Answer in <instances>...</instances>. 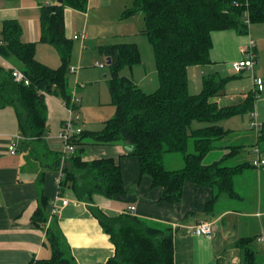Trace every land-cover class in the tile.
<instances>
[{
	"label": "trees",
	"instance_id": "trees-1",
	"mask_svg": "<svg viewBox=\"0 0 264 264\" xmlns=\"http://www.w3.org/2000/svg\"><path fill=\"white\" fill-rule=\"evenodd\" d=\"M67 7L86 11L88 0H63L62 3L56 0L40 6L39 41L57 49L61 59L57 68L37 59V42L22 39L23 27L18 19L3 21L0 55L7 60H21L24 63L21 71L29 84L17 81L13 68L0 64V109L8 106L15 109L23 150H27L32 159L43 161L45 171L61 172L58 194L66 198L70 194L74 199L87 202L91 213L109 235L115 253L97 264H175L171 225H151L128 212L110 216L94 204L95 195L112 199L126 194V185L120 159L88 160L89 145L123 144V156L137 158L141 174L151 178L152 187L162 188L161 201L181 202L187 182L212 189L213 196L205 205L207 212L222 194L235 195V176L252 164L226 166L222 164L223 158L211 163L203 160L215 149L231 148L229 155L238 152L237 146H225L229 130L220 122L253 111L255 93L249 92L243 103L221 107L214 98L224 93L233 76L208 75L203 79L202 90L193 93L188 69L211 62L214 31L232 29L245 34L251 24L264 23V0H132V5L123 10L121 19L143 13L142 34L148 37L154 49L160 86L148 93L132 77L122 73L125 67L132 68L141 62L137 43L100 46L107 64L110 59L108 86L115 114L105 121L102 130L81 129L80 133H75L70 140L75 147L73 153L51 151L46 143L50 130L47 96L60 98L69 109L78 112L79 103L72 104V97L83 87L78 84L75 93L70 86L69 63L75 39L66 34ZM259 133L261 145L264 123ZM190 141L192 152L188 150ZM12 144L17 151V144ZM174 152L183 154L184 166L168 169L163 163L164 155ZM44 173L41 172L40 180ZM50 202L41 193L31 220L45 229L52 254L48 258H33L27 264H77L57 215L49 213ZM253 242V237L237 241L243 253V264H257Z\"/></svg>",
	"mask_w": 264,
	"mask_h": 264
},
{
	"label": "crops",
	"instance_id": "crops-1",
	"mask_svg": "<svg viewBox=\"0 0 264 264\" xmlns=\"http://www.w3.org/2000/svg\"><path fill=\"white\" fill-rule=\"evenodd\" d=\"M42 1L0 0V32L4 20L18 19L23 27L22 39L36 41L40 34L38 27L41 28L40 6ZM44 1L53 3L56 0ZM92 1L88 0L86 11L66 8L65 20L68 37L76 33L74 30L78 27L77 23L80 20L78 15L89 18L88 13L92 8ZM108 14V18L114 23L110 16L111 13L108 12ZM130 19L133 20L125 23ZM142 19L144 16L141 12L125 20L119 18L120 22L133 26H138ZM114 25L115 29L118 28V23ZM263 28V25L251 24L245 34H239L232 29L214 31L212 33L213 48L210 53L211 62L191 66L188 69L190 90L193 93H199L203 87V79L211 74L217 73L222 77L233 76L227 83L224 93L233 94L235 92L241 98L240 103H243L249 92H254L252 73L249 70L235 73L232 69V62L246 56L249 40L254 39L257 62L253 71L264 79ZM135 30L136 26L132 32ZM101 35L102 32L93 33L94 38H99ZM117 39L119 38L115 40ZM85 41L86 39L81 41L82 49H85ZM14 61V59L7 60L0 55L1 65L21 70ZM261 94L262 101L258 102V97L255 96L253 111H255L256 120L263 124L264 92L258 93V95ZM216 98L214 100L219 106H230L227 105L228 103L221 105L223 103L221 98ZM47 105L50 130L46 143L51 151L61 152L59 135L63 122L69 118V109L63 100L51 95L47 96ZM253 111L247 113L248 117L249 114L251 115L250 119L253 117ZM223 121L220 123L229 130L224 139L225 146H237L238 152L229 155L231 148L219 149L224 157L222 163L225 164L226 159L234 156H246L245 162L242 163L249 162L252 165L247 167L243 173L235 176V195L222 194L211 211H205V205L213 196L212 189L193 182L185 184L181 202L161 201L162 188L151 186V178L141 174L137 158L123 156L125 151L123 144L89 145L86 156L88 160L99 157L120 159L126 185V194L112 199L95 195L94 204L110 216L124 213L129 206L135 205L137 207L136 216L156 221L159 224L171 225L174 229L175 264H243V253L237 246V241L242 237L254 238L252 245L257 252V264H264V240L258 241V238L264 235V166L257 167L254 164L258 156L253 150V146L257 143L259 145L260 133L248 128L249 120L247 122L242 120L241 129H238L235 121H233L234 125L228 128ZM20 134L15 109L11 106L0 109V264H27L33 258H48L52 254L51 247L46 242L45 229L36 226L31 218L38 206L41 193L51 200L48 210L50 215H53L52 202L59 193L58 181L61 172L45 171L42 166L43 161L41 163L39 160L32 159L28 151L23 150L24 142ZM260 142L262 144L259 147L264 155V140ZM11 143H16L18 147L14 154L9 149ZM42 171L45 173L43 179L40 180L39 176ZM237 182L244 187L241 191L237 187ZM67 197L69 202L62 205L59 201V209L55 215L59 219L60 229L69 242L75 261L77 264H97L107 261L115 253V246L109 235L103 231L99 221L91 213L87 202L74 199L70 194ZM233 200L238 201V204L232 203ZM201 221L213 223L214 231L211 235L195 233V227ZM256 246L258 249L255 248Z\"/></svg>",
	"mask_w": 264,
	"mask_h": 264
},
{
	"label": "rangeland",
	"instance_id": "rangeland-1",
	"mask_svg": "<svg viewBox=\"0 0 264 264\" xmlns=\"http://www.w3.org/2000/svg\"><path fill=\"white\" fill-rule=\"evenodd\" d=\"M33 2V0H29ZM110 3V4H108ZM112 3V4H111ZM42 4H45V1H42ZM132 5V0H93L92 8L89 10V18L80 16L78 21V27L75 28L74 34L85 32L87 38L85 41V49H82L81 39L74 40V47L72 51L71 60L69 63V69L71 67H79L78 73H73L69 71V81L70 86L76 93V90L82 85V89L78 91L75 96L79 103L78 112L76 114L80 115V119L77 124H74V128L80 127L84 130H102L104 123L107 119L112 118L115 114V107L111 104V95L108 86V80L111 77L110 70L107 64V57L101 53L99 47L102 45L116 44L123 42H135L138 44L141 52V62L135 64L130 68L129 66L125 67L122 70V73L128 77H132L134 81L146 92L151 93L156 91L160 86V81L157 72L156 60L154 55V49L145 34H142V29L144 28V19L141 20L140 24L136 26L134 32V26L128 25L120 22L121 14L125 7ZM94 6L95 11H94ZM103 7L108 8L107 10ZM106 10V11H104ZM110 16L114 20V23H118V28L115 29V25L108 18ZM101 13V14H100ZM139 13V12H138ZM137 14V13H136ZM134 14V15H136ZM143 14V13H142ZM133 15V16H134ZM144 16V15H143ZM67 17V15H66ZM132 17V16H131ZM69 21V17H67ZM86 19V20H85ZM128 19V18H127ZM125 20V19H121ZM133 19H130L127 22H131ZM39 21V18H38ZM77 22V21H76ZM263 25L264 23L258 24ZM259 27V26H257ZM40 32L39 38L35 41L38 42L37 47V57L38 59L50 66L51 68H57L61 64L60 55L57 49L48 43L40 42L41 28L38 27ZM102 32L101 37L94 38L93 33ZM125 33L127 35H123ZM264 33V28H263ZM73 34V35H74ZM240 34V33H239ZM72 35V37H73ZM90 36V37H89ZM124 36V37H123ZM116 38H119L115 40ZM15 64L19 66L20 69L24 67V63L19 59H14ZM101 63L102 67L97 66L96 63ZM252 73V72H251ZM260 76V75H258ZM253 79V78H252ZM229 82V81H228ZM254 87V83H253ZM227 97V98H226ZM230 97H234L230 100ZM258 102L263 100L262 94L257 95ZM262 97V98H261ZM221 98L223 103L221 105H235L241 102L239 95L235 94H223L216 99ZM245 98V96H244ZM215 99V98H214ZM226 99V100H225ZM225 100V101H224ZM236 114L232 117H229L223 121V124L228 128L234 125L238 126V129H241L242 120L244 122L248 121V128L251 129V115L249 114ZM257 115V110H256ZM258 119V118H257ZM259 121V120H258ZM259 123H261L259 121ZM246 126V124H244ZM61 152L65 151L66 143L62 139L61 135ZM88 140V139H87ZM189 152L193 151V143L190 141L188 146ZM70 153L69 151H67ZM221 150L215 149L211 150L210 153L204 158V163H211L217 160H221L223 154ZM235 157V156H234ZM232 157L225 160L226 166H235V164H241L245 162L246 156L243 157ZM230 162L234 163L231 164ZM164 166L168 169H178L184 166V158L182 153L174 152L164 155L163 159ZM237 179V178H236ZM237 187L241 191L243 185H239L237 182ZM224 200H222L223 202ZM221 202V204H222ZM234 204H238V201L233 200ZM220 204V205H221ZM146 221L151 225H158L156 221H151L146 219ZM255 248L258 249V246Z\"/></svg>",
	"mask_w": 264,
	"mask_h": 264
},
{
	"label": "built area",
	"instance_id": "built-area-1",
	"mask_svg": "<svg viewBox=\"0 0 264 264\" xmlns=\"http://www.w3.org/2000/svg\"><path fill=\"white\" fill-rule=\"evenodd\" d=\"M73 38L75 40L81 39V41H84L87 38V34L85 32L78 33V34L73 35ZM255 46H256V41L250 38L248 46L246 48V56L243 59L233 61L232 69L234 70L235 73H241L245 70H249L252 72V78H253V83H254V93L256 96L258 95V93L264 92V79L258 76L257 74H255V72L253 71L254 66L257 62V55L254 50ZM96 65L102 67L101 63L97 62ZM78 69L79 67H71L69 71L76 73ZM12 73H13L14 78L17 81H23L25 82V84H29V80L26 78L25 74L21 70L17 68H13ZM77 102L78 101H77L76 96L73 95L72 104L77 103ZM254 112L255 111H253L252 113L253 117L251 119L252 121L251 129H253L256 133H258L261 129L262 124L256 120ZM76 113L77 111L75 109L73 108L69 109V118L67 119V122L64 124V126H62V129L60 131V135L66 143L65 151H69L70 153H73L75 151V147L72 144H70V140L75 133H80L82 129L80 127L74 128V124H77L78 120L80 119V115ZM253 150H254V153L258 156L257 160L255 161V164L258 167H260L261 165H264V155H263L261 148L259 146H255ZM15 151H16L15 144L10 145V152L14 154ZM59 201L61 202L62 205H66L69 202L68 198L62 197L61 195L58 194L52 202L54 205L53 215H55L59 209L58 207ZM136 211H137V207L135 205L129 206L128 209L126 210V212L131 213L133 215H135ZM213 231H214V225L212 222H208V221H201L195 227V233L197 235H211ZM263 240H264V235L262 234L258 238V241H263Z\"/></svg>",
	"mask_w": 264,
	"mask_h": 264
},
{
	"label": "water",
	"instance_id": "water-1",
	"mask_svg": "<svg viewBox=\"0 0 264 264\" xmlns=\"http://www.w3.org/2000/svg\"><path fill=\"white\" fill-rule=\"evenodd\" d=\"M58 2L62 3L63 0H58ZM108 64H110V59L108 60Z\"/></svg>",
	"mask_w": 264,
	"mask_h": 264
}]
</instances>
